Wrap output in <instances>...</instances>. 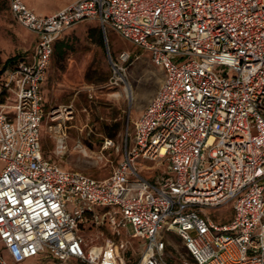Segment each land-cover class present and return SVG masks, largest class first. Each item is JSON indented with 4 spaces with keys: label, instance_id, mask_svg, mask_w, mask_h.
<instances>
[{
    "label": "built area",
    "instance_id": "obj_1",
    "mask_svg": "<svg viewBox=\"0 0 264 264\" xmlns=\"http://www.w3.org/2000/svg\"><path fill=\"white\" fill-rule=\"evenodd\" d=\"M10 10L37 40L30 60L0 74V264L41 253L133 264L121 238L129 224L130 235L146 241L136 264H171L170 233L191 257L185 264H264V0H76L48 16L10 0ZM86 20L143 48L166 71L104 179L49 160L41 138L55 43ZM130 63V52L110 56V88L127 90ZM50 115L60 120L63 110ZM55 130L62 149L66 132L61 123ZM147 160L166 168L148 179L137 167ZM227 204L226 223L206 213ZM86 225L107 226L112 236L89 244Z\"/></svg>",
    "mask_w": 264,
    "mask_h": 264
},
{
    "label": "rangeland",
    "instance_id": "obj_2",
    "mask_svg": "<svg viewBox=\"0 0 264 264\" xmlns=\"http://www.w3.org/2000/svg\"><path fill=\"white\" fill-rule=\"evenodd\" d=\"M31 2L36 3L33 0ZM63 2L64 0L43 1L49 7H58ZM35 8L39 12L46 10L36 4ZM58 44L60 53H55L44 85L42 146L45 156L67 169L79 170L98 179L107 178L123 158L127 129L130 137L133 121L164 83L166 71L163 66L151 61L149 52L133 45L111 29L104 34L93 21H86L66 31ZM33 46V36L11 13L10 0H0V74L5 70L2 71L4 65L6 68L14 65L20 57L30 53ZM122 51L131 53L128 93L124 86L115 90L108 86L112 73L110 56L115 59ZM53 108H61L64 117L52 121L50 112ZM60 123L62 132H66L65 146L62 149L57 148L58 132L55 130ZM107 137L114 140L113 146H104ZM154 165L156 162L147 160L140 161L137 167L143 175L149 177V173L157 169ZM4 167L5 162L0 160V171ZM165 167L166 165H161L159 169L163 170ZM232 211V205L227 204L221 208L207 209L206 213L215 223L223 224L229 221ZM132 232L133 226L129 224L122 230L121 238L127 244V254L131 253L133 264H136L146 241L133 238L130 235ZM81 234L89 244L103 243L112 236L107 226L96 228L86 225ZM173 239L167 244V259L171 264L191 262L183 241L176 236ZM3 251L6 254L4 248ZM21 264L81 262L76 259L59 261L42 253Z\"/></svg>",
    "mask_w": 264,
    "mask_h": 264
},
{
    "label": "crops",
    "instance_id": "obj_3",
    "mask_svg": "<svg viewBox=\"0 0 264 264\" xmlns=\"http://www.w3.org/2000/svg\"><path fill=\"white\" fill-rule=\"evenodd\" d=\"M32 0H24V2L27 4V6L30 8V9H32L35 13H37V14H39V15H42V16H48V15H51V14H54V13H56L57 11H59V10H61V9H63L64 7H66V6H68V5H70L71 3H73L74 1H76V0H64V2L62 3V4H60V6H52V7H49L50 5H45L44 3H43V1L44 0H33L34 2H36L35 4L37 5V6H42V7H45L46 8V10H43L42 12H39V11H37L36 10V8H35V4L34 3H32L31 2ZM11 11V10H10ZM12 13V12H11ZM13 14V13H12ZM86 21H93V22H95V23H97L98 25H99V27L101 28V30L104 32V34H106L107 33V31H104L103 29H102V27L100 26V23L98 22V21H96V20H86ZM86 21H83V22H81V23H84V22H86ZM81 23H78V24H76L75 26H73V27H71V28H69L68 30H70V29H72V28H74V27H76L77 25H79V24H81ZM28 30V29H27ZM68 30H66V31H68ZM30 33H31V35L33 36V41H34V46H33V49H32V51L30 52V53H28L26 56H23V57H20L18 60H20V59H23V60H30L31 59V57H32V54H33V50H34V47H35V43H36V40H37V35L34 33V32H32V31H30V30H28ZM65 31V32H66ZM64 32V33H65ZM58 44V41L55 43V51H54V55H55V53H56V45ZM150 54V53H149ZM54 55H53V58H54ZM150 58H151V55H150ZM17 60V61H18ZM16 61V62H17ZM52 61H53V59H52ZM151 61H152V58H151ZM153 62V61H152ZM154 63V62H153ZM52 64V63H51ZM155 64V63H154ZM50 69V68H49ZM48 73H49V70H48V72H47V76H46V79H45V81H44V83L42 84V94H43V97H44V85H45V83H46V80H47V77H48ZM156 92L157 91H155V94H156ZM155 94L153 95V97L155 96ZM153 97L150 99V101L148 102V104L146 105V107L140 112V114L138 115V117L134 120V121H136L140 116H141V114L146 110V108L148 107V105H149V103L151 102V100L153 99ZM44 101H45V99H44ZM133 121V122H134ZM43 124V123H42ZM41 138H42V131H41ZM151 162H154V161H151ZM162 165V164H161ZM161 165H157V163H156V165H154L157 169L154 171H152L151 173H149V177H147L148 179H152L153 177H154V175L156 174V173H158V172H162V171H164L165 169H163V170H160L159 169V167L161 166ZM163 165H165V164H163ZM153 166V167H154ZM166 168V167H165ZM145 176V175H144ZM146 177V176H145ZM42 254V253H41ZM41 254H39V255H37V256H35V257H32V258H30V259H35V258H37L38 256H40ZM30 259H27L26 261H28V260H30ZM77 260V259H76ZM26 261H24V262H26ZM79 261V260H78ZM22 263V262H21ZM21 263H19V264H21Z\"/></svg>",
    "mask_w": 264,
    "mask_h": 264
},
{
    "label": "trees",
    "instance_id": "obj_4",
    "mask_svg": "<svg viewBox=\"0 0 264 264\" xmlns=\"http://www.w3.org/2000/svg\"><path fill=\"white\" fill-rule=\"evenodd\" d=\"M60 50H61L60 45L57 44V45H56V52H57V53H60ZM9 62H12V61L10 60ZM7 63H8V62H7ZM4 69H6V65H4L2 71H3ZM118 128H119V125H117V128H116V129H118ZM175 236H176L177 238L181 239V238L178 237L177 235L170 233V234H168V238H169V239H167V244H168L169 242L171 243V241L174 240L173 238H175ZM181 240H182V239H181ZM184 246H185V245H184ZM185 249H186V247H185ZM186 254L190 257V255H189L187 249H186ZM168 260H169V259H168ZM169 261H170V260H169Z\"/></svg>",
    "mask_w": 264,
    "mask_h": 264
},
{
    "label": "bare ground",
    "instance_id": "obj_5",
    "mask_svg": "<svg viewBox=\"0 0 264 264\" xmlns=\"http://www.w3.org/2000/svg\"><path fill=\"white\" fill-rule=\"evenodd\" d=\"M126 91H127V93L130 91V90H129V87H127V90H126ZM63 115H64V114H63ZM65 115H66V114H65ZM63 117H64V116H63Z\"/></svg>",
    "mask_w": 264,
    "mask_h": 264
}]
</instances>
